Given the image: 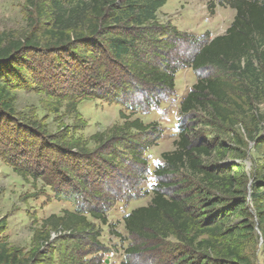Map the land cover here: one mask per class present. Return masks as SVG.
Listing matches in <instances>:
<instances>
[{"label": "trees", "instance_id": "1", "mask_svg": "<svg viewBox=\"0 0 264 264\" xmlns=\"http://www.w3.org/2000/svg\"><path fill=\"white\" fill-rule=\"evenodd\" d=\"M167 1L37 0V4L30 0L41 18L48 20L42 28L50 45L83 62L80 73L94 80L88 83L91 91L103 89L95 97L122 104L130 111L128 116L122 114L125 121L121 126L93 138L101 149L112 148L102 157L107 164H114L117 158L112 154L121 150L145 168L146 153L162 133L157 124L132 119L144 102L137 94L157 90L172 98L176 94V75L181 70L189 68L198 74L197 83L181 102L180 116L188 120L179 127L175 149L162 154L163 164L154 170L157 183L150 204L134 209L123 219L133 242L124 249L122 264H144L135 262L138 258H145L149 264H249L239 246L227 241L236 242L240 236L255 232L252 224L255 215L259 217L264 240V164L250 174L241 165L236 167L237 172L233 168L207 166L205 158H212L215 152L228 147L217 139L199 140L192 123L197 112L204 111L218 122L235 126L239 117L253 112L262 103L264 0H206L211 13L222 6L235 11L226 33L212 40L209 33L200 38L162 23L158 13ZM202 39L205 43L200 44ZM184 41L191 42L196 50L180 57L174 52L182 54L178 45ZM3 42L0 41V120L14 113V86L6 67L12 63L18 74H27L29 69L15 66L17 62L13 60L27 50L41 48L43 43L41 37L34 35L8 45ZM175 61L181 64L176 66ZM109 79L118 83L106 89L101 81ZM131 89L134 91L130 93ZM122 94L127 96L126 102H121ZM161 102L157 100L154 106H160ZM69 105L73 106L72 111L76 109V104L69 102ZM20 123L13 126L18 136L13 145L26 153L33 142L27 135H35L32 127L35 122ZM22 132L27 133L26 138ZM152 135L153 142L142 141ZM248 135L255 140L251 132ZM63 149L75 162L88 160L83 171L69 169L73 164L64 162V174L77 182L74 188L64 184V198L76 203L77 210L45 220L43 232H35L34 245L49 243L52 232L62 233L58 264H98L110 248L102 242V229L96 222L109 225L106 214L129 194L122 195V189L114 188L118 184L107 172L101 175L96 170L94 179H89L90 167L99 168L92 161L93 154L79 143L71 140ZM21 168L14 166L19 175L38 179L36 173H24ZM76 171L81 173L76 175ZM94 199L97 207L92 206ZM234 216L242 222L230 227ZM109 226L123 243L116 227ZM39 253L40 249L27 258L0 245V264H46L36 259ZM90 255H100L101 260L96 263L97 258L88 259Z\"/></svg>", "mask_w": 264, "mask_h": 264}, {"label": "rangeland", "instance_id": "2", "mask_svg": "<svg viewBox=\"0 0 264 264\" xmlns=\"http://www.w3.org/2000/svg\"><path fill=\"white\" fill-rule=\"evenodd\" d=\"M34 2L0 0V41H4V45L33 35L41 37L43 42L41 48L27 50L24 55L13 60V63L17 62L15 66L29 69L27 74H18L12 63L6 67L14 86V113L0 120V245L27 258L33 257L40 249L36 259L44 260L46 264L59 263L58 246L63 234L52 232L49 243L39 245H34V236L37 230L43 232L41 226L50 216H62L65 211L77 210L76 203L64 198V184L72 185L68 188H74L77 184L64 174V164L69 162L73 164L68 166L69 169L74 167L75 170L83 171L88 160L80 159L79 162L76 161L78 164L64 153V144L73 140L82 149L93 154L92 161L99 168L90 167V180L94 179L96 170L101 175L107 172L118 184L113 187L122 189V195L129 194L117 201L106 214L109 224L114 225L115 231L123 237L120 251L124 252L133 241L125 229L123 219L134 209L150 204L152 191L157 183L154 170L163 164L162 154L175 149L174 142L178 139L179 127L188 120L180 116L181 102L197 83L198 74L189 68L181 70L176 75V94L172 98L157 90L150 94H137L140 101L144 98V102L132 119L139 118L144 124H157L162 133L157 143L146 153L148 163L145 168L137 165L128 153L121 150L111 155L117 158L116 162L107 164L102 157L107 156L112 148L101 149L93 138L108 134L114 127L121 126L125 121L122 114L128 116L130 111L127 106L95 97V94H102L103 89L98 87L94 92L91 91L88 83L91 84L94 80L80 73L83 62L77 56H71L68 51L56 50L46 40L42 26L48 20L46 17L41 18ZM160 10L162 11H159L158 17L162 23L172 24L178 30L197 37L211 30L214 37L225 34L235 17V11L229 6L217 7L215 13H211L206 0H168ZM203 43L205 39L200 44ZM178 46L181 47L182 54L174 53L180 57H187L196 50L189 41L181 42ZM173 64L179 66L181 63L175 61ZM115 82L118 83L117 80ZM115 82L109 79L101 81V84L106 89H111ZM142 88L146 90L147 87ZM133 91L134 89L129 90L130 93ZM121 98V102L128 100L124 94ZM262 98V103L253 112L248 111L244 117H239L235 126L218 122L204 111L197 112L192 127L198 139H217L228 147L227 150L215 152L212 158H205L207 166L233 168L237 172L236 167L241 165L248 174L263 166L264 96ZM146 100H149L152 107L148 106ZM157 100H163L160 106H154ZM69 102L76 104L74 111ZM20 122H35V125L32 123L35 135H27L33 142L26 153L13 145L18 138L13 126L21 124ZM249 132L255 140H250ZM21 134L26 138L27 133ZM154 139L155 136L152 135L142 141L153 142ZM14 166L22 167L24 173H36L38 179L19 175ZM75 173L77 175L81 172ZM130 197H133L132 200L128 199ZM92 202V206L97 207L95 199ZM241 222L242 219L234 216L230 227ZM252 224L255 232L240 236L236 242L229 240L227 244H237L247 263L264 264V240L257 215ZM96 226L102 229V242L108 245L110 226H102L99 222H96ZM107 254L101 256L103 261L100 263V255H90L88 259L97 258L96 263L108 264L105 261ZM135 262L149 264L145 258H138Z\"/></svg>", "mask_w": 264, "mask_h": 264}, {"label": "built area", "instance_id": "3", "mask_svg": "<svg viewBox=\"0 0 264 264\" xmlns=\"http://www.w3.org/2000/svg\"><path fill=\"white\" fill-rule=\"evenodd\" d=\"M102 237H103V234H102ZM101 240H103V239L101 238ZM105 245L108 248H110V251L105 258V261H107L108 264H122L123 259H124V257H123L124 252L120 251L122 248L121 239L118 236H116L115 234H113L111 231L108 245L107 244H105ZM106 259H108V260H106Z\"/></svg>", "mask_w": 264, "mask_h": 264}, {"label": "crops", "instance_id": "4", "mask_svg": "<svg viewBox=\"0 0 264 264\" xmlns=\"http://www.w3.org/2000/svg\"><path fill=\"white\" fill-rule=\"evenodd\" d=\"M160 11H162V10H160ZM217 25H218V23H217ZM217 25H216V26H217ZM229 27H230V26H229ZM179 31H180V30H179ZM182 32H184V31H182ZM186 33H187V32H186ZM207 33H209V35H210V40H212L213 38H215L214 35H213V31H212V30L209 31V32H207ZM189 34H190V33H189ZM205 34H206V33H205ZM205 34H204V35H205ZM202 36H203V35H202ZM202 36H198V37H202ZM218 36H219V35H218Z\"/></svg>", "mask_w": 264, "mask_h": 264}]
</instances>
